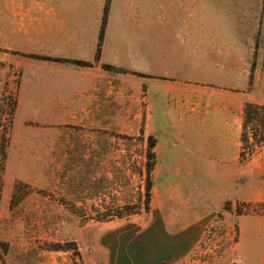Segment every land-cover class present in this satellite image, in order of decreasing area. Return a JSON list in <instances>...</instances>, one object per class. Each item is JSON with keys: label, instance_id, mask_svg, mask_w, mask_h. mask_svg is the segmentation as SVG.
Wrapping results in <instances>:
<instances>
[{"label": "rangeland", "instance_id": "obj_1", "mask_svg": "<svg viewBox=\"0 0 264 264\" xmlns=\"http://www.w3.org/2000/svg\"><path fill=\"white\" fill-rule=\"evenodd\" d=\"M188 2L213 25L203 34L218 44L212 51L218 50L221 68L235 65L236 76L250 67L245 87L252 103L264 105V0ZM166 6L165 0H104L99 10L100 28L105 19L103 28L122 30L107 57L138 69L140 80L142 70H165L157 44L166 43ZM4 20L6 0H0V264H110L116 247L136 255L142 249L136 238H152L162 225L177 235H198L173 264H264V110L246 122L244 104L232 160L201 152L206 98L166 97L161 89L154 118L168 107L176 113L171 120L152 121L149 108L138 127H75L58 134L16 113L19 69L16 51L3 47ZM148 32L155 42L147 55ZM192 83L200 82L184 86ZM145 90L140 84L147 107ZM186 119L191 127L180 129Z\"/></svg>", "mask_w": 264, "mask_h": 264}, {"label": "crops", "instance_id": "obj_2", "mask_svg": "<svg viewBox=\"0 0 264 264\" xmlns=\"http://www.w3.org/2000/svg\"><path fill=\"white\" fill-rule=\"evenodd\" d=\"M165 2L168 6L161 25L166 43L161 38L157 47L166 67L163 71L140 70L145 74L140 80L138 69L107 57L108 51L117 49L114 44L121 39L122 30L106 23L100 34L98 17L104 0H6L3 47L16 51L19 119L50 127L58 134L75 127L117 129L128 123L138 127L143 112L149 113V108L154 122L171 120L176 115L167 107L155 120L154 95L160 89L166 97L199 95L208 102L203 105L198 127L202 154L217 153L225 155L222 159H234L243 106L253 98L251 89L245 87L251 80L250 67L247 73L236 76L235 65L230 70L222 69L218 50L212 51L218 44L211 35L204 39L203 29L211 32L213 25L203 20V10L196 5L193 8L188 0ZM154 23L153 15L147 20L148 31ZM109 34H113L111 40ZM147 36L148 55V51L153 52L155 41L150 32ZM177 60L180 63H173ZM104 65L125 71H108ZM156 79L163 83H156ZM187 82L200 83L184 86ZM144 83L147 107L139 95L140 84ZM259 102L264 103V98ZM191 113L184 117L190 114L191 119ZM189 119L178 127H191ZM259 149L264 154V143ZM162 226L150 235L152 238L144 240L148 234L136 238L142 248L136 255L124 249L117 253L116 247L110 264H173L198 238L196 233L177 235Z\"/></svg>", "mask_w": 264, "mask_h": 264}, {"label": "trees", "instance_id": "obj_3", "mask_svg": "<svg viewBox=\"0 0 264 264\" xmlns=\"http://www.w3.org/2000/svg\"><path fill=\"white\" fill-rule=\"evenodd\" d=\"M104 20L105 19L102 20V24H101V28H100V34L102 33V30H103ZM258 110H264V105L263 104H255V103H252V102L251 103L250 102L246 103L245 107H244V114L246 116V122L248 121L249 118L252 117L253 114H255L258 117V115H257ZM263 113H264V111H263ZM259 118H261V117H259ZM261 120H262V118L260 119V121ZM261 123L264 126V120H262ZM244 130H245V126H244ZM252 136L254 137V132H252ZM262 141H264V136L261 137L260 140H259V142H262Z\"/></svg>", "mask_w": 264, "mask_h": 264}]
</instances>
